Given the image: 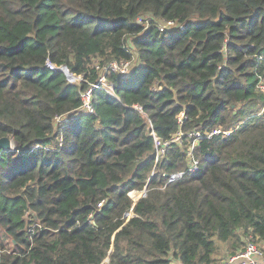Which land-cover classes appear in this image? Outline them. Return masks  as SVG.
<instances>
[{
  "label": "trees",
  "instance_id": "obj_1",
  "mask_svg": "<svg viewBox=\"0 0 264 264\" xmlns=\"http://www.w3.org/2000/svg\"><path fill=\"white\" fill-rule=\"evenodd\" d=\"M131 59L81 110L97 65ZM262 86L264 0H0V264L264 251Z\"/></svg>",
  "mask_w": 264,
  "mask_h": 264
},
{
  "label": "built area",
  "instance_id": "obj_2",
  "mask_svg": "<svg viewBox=\"0 0 264 264\" xmlns=\"http://www.w3.org/2000/svg\"><path fill=\"white\" fill-rule=\"evenodd\" d=\"M169 24H172V23H169ZM163 29L164 28H161V30H163ZM133 63H134V61L132 59L131 60H123L120 62L110 61L108 63H103V64L99 63L97 65V70H98V72H100L99 78H98L96 83L90 84L89 89L83 93L81 110H83L86 113H95V108L93 107V93L95 90H98V89L99 90H105L110 95L116 97L114 85H113V83L110 82L109 77L113 73L118 74L120 76L128 75L132 69ZM55 68H57V67H55ZM73 76H75V75H73ZM75 78L78 82H86L84 80L83 76H75L74 80H75ZM69 81L73 83V81H71V80H69ZM262 88L264 91V86H262ZM136 109L138 111H140L143 115H145L143 107L136 106ZM181 117H183V114H181ZM233 132H234L233 129H231L229 131H224V132H222L221 130H216V131L210 133L208 135V137H212L214 135H220V134L225 135V136H229ZM183 136H184L183 133L178 135L171 142L165 143V146L167 147L168 145H170L172 143L181 142V139ZM188 136L191 139L194 138V141H193L191 148H190L191 151L189 153L192 155V149L194 148V146H196L198 138H201V134L200 133H192V134H189ZM155 140H156L158 146L161 145L159 138L157 136H155ZM159 149L160 148H158V150ZM164 153H165L164 148L159 150L158 158L163 156ZM199 166H200L199 162L196 160H193L191 162L189 172H191V173L197 172L199 170ZM184 174L185 173H178V174L172 176L171 180L172 181L178 180V179L182 178L184 176ZM224 264H264V251L257 244H255L253 242H249L243 251L229 257L228 260Z\"/></svg>",
  "mask_w": 264,
  "mask_h": 264
},
{
  "label": "water",
  "instance_id": "obj_3",
  "mask_svg": "<svg viewBox=\"0 0 264 264\" xmlns=\"http://www.w3.org/2000/svg\"><path fill=\"white\" fill-rule=\"evenodd\" d=\"M56 69L63 71L67 75L69 80H71V81L74 80V76L69 72V69L67 67H60V68H56ZM12 149H13V142L10 140V138L3 137L0 139V152L12 150ZM149 184H150V180H149L147 186L145 187V189L143 191V195L138 200H135L133 207L138 203V201L141 198H143L147 195Z\"/></svg>",
  "mask_w": 264,
  "mask_h": 264
},
{
  "label": "rangeland",
  "instance_id": "obj_4",
  "mask_svg": "<svg viewBox=\"0 0 264 264\" xmlns=\"http://www.w3.org/2000/svg\"><path fill=\"white\" fill-rule=\"evenodd\" d=\"M55 68V67H54ZM56 69V68H55ZM75 77V76H74ZM73 82H78L75 78V80H73ZM144 191V190H143ZM143 191H133L131 192V196L134 200H138L142 195H143ZM258 245V244H257ZM226 261V260H225ZM223 261V263L225 262Z\"/></svg>",
  "mask_w": 264,
  "mask_h": 264
}]
</instances>
